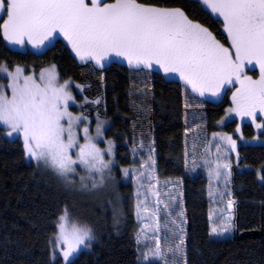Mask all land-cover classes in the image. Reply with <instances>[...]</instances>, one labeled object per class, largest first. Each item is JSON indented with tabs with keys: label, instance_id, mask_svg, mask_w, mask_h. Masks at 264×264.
Returning <instances> with one entry per match:
<instances>
[{
	"label": "trees",
	"instance_id": "16d2710c",
	"mask_svg": "<svg viewBox=\"0 0 264 264\" xmlns=\"http://www.w3.org/2000/svg\"><path fill=\"white\" fill-rule=\"evenodd\" d=\"M150 6L180 8L192 20L214 30L220 37L222 21L215 18L198 0H138ZM3 23V19H0ZM8 68L24 67L37 71L54 64L62 80L79 82L80 63L70 48L59 37L44 51L18 50L8 45L0 33V65ZM105 113L110 125L104 135L115 142L119 166L138 167L143 161L152 165L159 179H182L185 210L187 212V248L185 262L180 264H264V124L257 127L253 121L231 118L222 126L218 120L225 114L228 100L206 101L203 116L207 131L236 132L239 127L246 139L258 135L260 186L258 190V226L253 233L231 236H214L210 231L209 214L212 203L208 195L207 177L200 172L184 173V114L181 81L166 79L160 71H153L152 144L134 148L133 130L136 125L131 93L136 89L129 79L130 68L125 63L112 61L105 65ZM255 72V70H254ZM1 80V77H0ZM147 106V105H146ZM148 109V106H147ZM258 120L260 114L256 117ZM257 120V122H258ZM263 128V129H262ZM235 135V134H233ZM125 187L120 185V206L116 214L107 211L108 206L98 196L82 194L68 185L52 171L43 169L33 160L26 159L20 139H9L0 127V264H164L158 257L143 260V249L136 239V224L129 212L131 201L126 198ZM111 201V199H110ZM70 211L75 222H88L92 239L86 248L71 260L64 261L53 251L55 222L63 207ZM118 220H120L119 225Z\"/></svg>",
	"mask_w": 264,
	"mask_h": 264
},
{
	"label": "snow or ice",
	"instance_id": "6c2138e0",
	"mask_svg": "<svg viewBox=\"0 0 264 264\" xmlns=\"http://www.w3.org/2000/svg\"><path fill=\"white\" fill-rule=\"evenodd\" d=\"M202 3L212 15L222 18L230 47L181 9L148 6L138 0H0V10L7 14L6 19L0 15V33L10 44L27 42L33 46L42 45L59 33L81 62L94 60L100 64L114 53L126 58L130 65L150 68L155 64L166 74H178L200 95H217L235 81L240 87L232 97L235 107L228 111L255 121L257 112L264 114V0ZM247 65L259 67V79L244 75ZM21 72L17 68L13 76L10 99L0 92V124L10 129L7 135L23 137L26 156L44 161L63 176L74 172L77 163L89 171L108 168L111 161L104 160L102 150L87 136V128L86 143H77L73 126L80 118L68 112V102L73 99L66 90L70 82L54 86L55 66L41 74V80L47 79L44 87L30 76L23 77L21 84ZM65 117L67 128L61 122ZM226 139L235 149V141L230 136ZM77 147L79 151L73 159L70 150ZM108 152L111 153V147ZM59 220L56 244L62 246L67 261L93 237L86 227L73 224L69 228L67 212ZM231 228L229 216L222 227H213L212 233H224Z\"/></svg>",
	"mask_w": 264,
	"mask_h": 264
},
{
	"label": "rangeland",
	"instance_id": "374dc122",
	"mask_svg": "<svg viewBox=\"0 0 264 264\" xmlns=\"http://www.w3.org/2000/svg\"><path fill=\"white\" fill-rule=\"evenodd\" d=\"M198 1H200L203 8L211 13L210 9H207L202 3V0ZM105 2H111V0H105ZM165 8L175 9V7ZM0 15L4 19L7 18L6 11L4 10H0ZM214 17L218 18L216 16ZM219 19L222 21V18ZM200 24L202 23L200 22ZM207 28L222 44L230 47L227 34L223 31V24L219 27L222 38L214 30L209 27ZM57 37L68 45L71 53L77 59L78 63H80L81 74L78 80L79 82L60 79L54 64L47 65L45 68L35 72L26 71L24 67L22 68L20 66L8 68L6 65L1 64L0 92H3L9 99L11 98V85L14 82L13 76L17 68L22 70L20 78L21 84H23V77L30 76L37 84L44 87L47 79L41 80V74L55 66L56 80L54 86L59 87L65 84L66 81L70 82L66 90L70 92L73 99L68 102V112L73 117L80 118L73 126L78 145L86 143L84 129L87 128V136L91 137L92 143L102 150L104 160L106 162L111 161V163L108 168L99 172L95 169L89 171L86 167L77 163L73 166L75 168L74 172H69L66 176H63L44 161L35 160L25 154L26 159H31L43 169L52 171L61 179L63 178L64 181H67L68 185L71 184L74 186L78 192L84 195L86 193L98 196L108 206L107 211L116 214L118 218L123 216L120 211L117 213L120 206L118 187L120 185L130 186L129 190L125 187L127 189L126 198L128 201H131L129 212H132L133 221L136 224V239L144 246L143 260L158 257L163 260L164 264H180L181 262H185L188 221L182 179H159V177L155 176L152 165L148 166L146 161H143L138 167L134 165L119 166V170L117 171L115 169L117 165L115 142L104 135L105 129L110 125V119L105 113V80L104 69L102 68L112 61L125 63L130 68L131 73L129 79H131L133 88L136 89L131 93L132 100L134 101L133 105L136 106L133 111L136 118V125L132 133L131 143L134 148L141 144L149 145L153 142L152 73L158 70L166 79L178 80L182 84V104L185 110L182 129L185 154L184 173L193 175L196 172H200L208 179V195L212 199L210 206L211 212L209 214L211 234L214 236H231L253 233L256 230L259 221L258 190L261 180L258 162V144L261 141L263 142V140L258 135L246 139L238 126L234 133L218 129L211 132L207 131L206 120L203 116L206 110V101L219 102L226 97L228 100L226 111L220 120H218L217 125L222 126L233 117L239 119V124L243 121H253L251 117L240 116L235 112L230 113L228 111L235 107L232 97L240 87L239 83L233 81L232 84L225 85L217 95H213L210 92H205L204 95H200L199 92H193L191 87L179 78L178 74H166L155 64L150 68L144 65H130L126 58L116 56L114 53L109 54L100 64H97L94 60L81 62L72 50L71 45L59 33H54L44 44L38 46H33L27 42L23 45L7 43L10 47L12 46L18 50L30 49L33 52H41L45 50V47L51 45ZM9 73L13 75H9ZM244 75L251 76L253 79H259V67L247 65L244 70ZM259 114L261 118L259 120L256 118L252 123L253 125L259 123L263 127L264 114L257 112V115ZM61 122L67 128V118L65 117ZM0 127L4 129V133L9 139H14L15 137L20 139L24 149L22 136L19 134L9 136L7 133L10 129L3 124H0ZM98 127L100 129L99 135L97 134ZM255 128L260 129L256 126ZM229 136L235 141V149H233L232 144L226 139ZM66 139L67 134H65ZM109 147H111V153L108 152ZM78 151L79 147L70 150L73 159H76V153ZM224 164H228L229 167L224 168ZM125 169H127V175L125 174ZM217 172L220 174L217 175ZM229 201L232 202L231 208H229ZM65 212L68 214L69 228L75 224L90 229L91 234H93L91 225L88 222H74L69 215V209L64 206L55 222L57 230L52 237V249L53 251H57L64 261L66 260L62 255V246H57L56 239L59 232V218ZM229 216L231 217L232 228L224 233H212V228L222 227L226 218ZM119 223L120 220H118L117 224L119 225ZM87 241L89 240H86L85 244H87ZM85 248V245H80L68 260H71L80 250ZM145 255L148 256V259H145Z\"/></svg>",
	"mask_w": 264,
	"mask_h": 264
}]
</instances>
